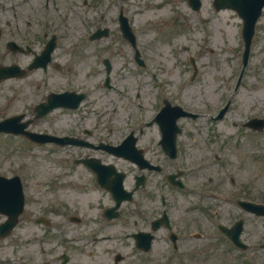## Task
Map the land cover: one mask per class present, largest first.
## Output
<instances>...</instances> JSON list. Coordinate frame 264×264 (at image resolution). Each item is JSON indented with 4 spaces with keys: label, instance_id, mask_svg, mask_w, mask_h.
Here are the masks:
<instances>
[{
    "label": "flooded vegetation",
    "instance_id": "obj_1",
    "mask_svg": "<svg viewBox=\"0 0 264 264\" xmlns=\"http://www.w3.org/2000/svg\"><path fill=\"white\" fill-rule=\"evenodd\" d=\"M215 1L209 0V8L219 14ZM224 1L249 6L264 0ZM76 2L81 7L87 4V0H0V43L13 58L7 65L28 68L30 62L23 64V58L44 49L54 36L55 54ZM178 2L189 6L188 0ZM115 7L109 20L101 17L104 22L118 24L121 13L127 15L124 5ZM262 12L258 22H263L264 7ZM195 20L202 21L199 13L188 19ZM232 21L242 23L241 18L223 20ZM52 65L61 67L57 62ZM146 77L154 83L130 86L124 95L128 108L133 106L131 113L120 117L89 113L81 123L61 131L51 121V135L72 137L74 143H49L57 157L50 163V184L31 191L33 202L29 209L26 203L18 225L7 236L0 233V251L6 252L2 243L8 240L14 251V258L0 256V264H228L223 260L231 252L240 263L246 257L222 230L236 221L229 219V201L215 193L212 177L204 182L213 161L222 160L217 152L223 148L198 131L177 135L175 128L165 129L158 113L179 104L181 89L175 82L159 83L154 72ZM99 86L93 104H111L112 92L119 89L113 83ZM125 151L129 159L118 155ZM7 220L0 214V226Z\"/></svg>",
    "mask_w": 264,
    "mask_h": 264
},
{
    "label": "rangeland",
    "instance_id": "obj_2",
    "mask_svg": "<svg viewBox=\"0 0 264 264\" xmlns=\"http://www.w3.org/2000/svg\"><path fill=\"white\" fill-rule=\"evenodd\" d=\"M101 1L100 5L98 0H87V5L82 7L76 2V9L71 12V20L66 26V36L59 51L60 59H63L65 64L60 70L50 71L48 76L37 72L24 79L0 83V119L18 113H27L30 116L33 107L51 89L77 88L81 83H93L94 76L89 74H94L92 70H104L101 60L106 57L111 58L113 62L114 74L117 72L118 78L124 79L120 83L132 82V75L127 74V70H164L163 73L171 79L182 80L183 102H187L191 107H198L202 113L207 111V106L214 112L222 105V83L231 84L230 92L233 93L242 69L243 42L240 26L222 25L221 21H212L208 26L187 27L181 19L188 11L182 10V15L177 14L179 19L175 21V12L170 8L175 4H169V0H130L126 7L132 16L131 23L137 34L138 45L147 63L146 68H140L134 62L132 49L122 39L117 23L108 22L111 29L110 38L100 42L87 41L91 32L100 25L101 11L109 12V18L114 12V8L109 5L115 3L114 0ZM85 35L86 41L83 42ZM73 38H79L81 41ZM76 44L80 45L69 50L70 45L73 47ZM184 47L190 48V51L186 52ZM3 56L4 51L0 43V64L10 61L9 56ZM189 56L196 58L200 69L199 76L194 81L190 80L193 69ZM121 70L124 71L120 73ZM70 79L74 81L69 82ZM233 98L232 107L224 122L216 125V122L207 117L200 120L199 124L203 126L199 130L222 133L225 145L229 146L226 156L230 161L227 167L231 176L238 180L237 186L245 187L247 197L264 203V131L253 133L242 127V123L252 117H264L263 26L259 29L241 86ZM89 107L94 112L100 110L99 105ZM47 119L35 123L31 129H45L48 127ZM190 129L196 130L192 127ZM216 146L219 147V144ZM47 148L46 145H36L23 137L0 135V174L12 176L23 173L29 191L36 190L38 185H49L52 167L50 163L56 162L57 157L51 158ZM223 166V163L214 166L213 173L210 174L214 177L215 187L231 192V184L228 181H220L223 178L220 176H224ZM231 217L233 216L229 219ZM245 238L250 244H264V217L246 215ZM10 242L7 251L1 252V258L13 257ZM227 260L228 264H239L232 253L225 256L223 261ZM215 264L221 262L216 261ZM248 264H251V261ZM252 264H264V250Z\"/></svg>",
    "mask_w": 264,
    "mask_h": 264
},
{
    "label": "water",
    "instance_id": "obj_3",
    "mask_svg": "<svg viewBox=\"0 0 264 264\" xmlns=\"http://www.w3.org/2000/svg\"><path fill=\"white\" fill-rule=\"evenodd\" d=\"M122 29L124 31L125 36L130 38L131 40H134L131 28L127 26L126 24L122 26ZM104 35H108V31H99L96 33V37H101ZM2 71L0 70V77L2 75ZM43 106H39L38 108H42ZM43 112L41 113V115ZM21 117H16V119H9V123L5 128H1L2 130L5 131H11V132H16L18 133L20 131V128L17 125V120ZM23 193H22V185L20 183V180L18 178H14L11 180L8 179H0V209H8L15 214L20 212L22 204H23ZM249 206L252 208L253 212L259 214V215H264V206H259V205H250ZM249 209V208H248Z\"/></svg>",
    "mask_w": 264,
    "mask_h": 264
}]
</instances>
